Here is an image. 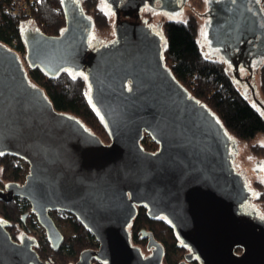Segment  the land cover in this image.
<instances>
[{"label":"water","instance_id":"95a60500","mask_svg":"<svg viewBox=\"0 0 264 264\" xmlns=\"http://www.w3.org/2000/svg\"><path fill=\"white\" fill-rule=\"evenodd\" d=\"M69 1L60 0L65 24L59 35L47 36L30 22L21 26L26 60L48 77L86 66L88 96L109 141L56 110L16 53L0 43V153L28 166L22 183L0 188V201L24 199L54 251L62 233L52 211L83 223L98 247L81 252L74 264H162L163 245L151 231H140L147 256L129 240L127 227L140 204L150 220L165 217L189 249L178 264L195 258L200 264H264V218L250 222L238 210L249 197L250 180L264 182V160L251 156L175 78L141 28L120 24L115 45L103 44L85 58L94 21L81 6L69 14ZM248 1L210 0L199 40L226 54L246 50L248 39L259 34L264 54V27ZM254 10L262 14L259 0ZM145 134L156 151L143 148ZM221 134L236 145L234 159L226 153L228 169ZM232 167L237 174L228 171ZM19 238L13 240L0 221V264H55L39 257L33 237L21 232Z\"/></svg>","mask_w":264,"mask_h":264},{"label":"trees","instance_id":"16d2710c","mask_svg":"<svg viewBox=\"0 0 264 264\" xmlns=\"http://www.w3.org/2000/svg\"><path fill=\"white\" fill-rule=\"evenodd\" d=\"M259 1L264 10V0ZM82 3L85 13L91 14L95 28L108 27L107 16L97 7L96 0H83ZM29 5V14L25 19L4 15L0 24L1 41L7 42L12 37H17L21 42L19 28L21 22H30L47 36L60 34L65 24L60 0H30ZM164 31L167 40V46L162 54L165 65L191 95L216 115L220 125L226 128L229 135L237 140L249 141L258 133H264V110L254 105L238 89L222 62L209 59L200 51L196 41L195 17L190 15L184 21H167L164 24ZM28 71L31 79L45 90L56 110L79 118L103 143H108L109 138L103 120L97 116L88 96L89 85L84 72L87 71L86 66L84 71L80 72L65 69L55 77H48L38 67L29 68ZM257 74L259 95L264 102V63ZM147 137L145 134L141 141L143 148L150 152L156 151L157 143L153 140L147 142ZM250 150L254 155L264 156V145H250ZM27 168V164L21 158L6 152L0 153V187L9 183H22ZM256 200L261 203V209L264 211V190L260 191ZM23 209L29 214H26L24 221ZM146 211L147 207L140 204L131 225L127 227L132 245L146 244V241L140 238V231L142 229L151 231L154 238L163 245L162 264H178L189 249L181 244L173 226L165 217L150 220ZM51 213L56 214L58 223L66 226L71 234L62 233V242L57 251L51 248L46 233L39 240L34 238V249L42 260L55 264H74L81 252L97 249L98 246L88 229L73 215L64 211ZM0 221L6 226L12 239L16 240L20 227L27 228L33 224V214L25 200L21 207L20 198L14 197L10 202L0 201ZM92 262L105 264L96 260Z\"/></svg>","mask_w":264,"mask_h":264},{"label":"flooded vegetation","instance_id":"af4514ba","mask_svg":"<svg viewBox=\"0 0 264 264\" xmlns=\"http://www.w3.org/2000/svg\"><path fill=\"white\" fill-rule=\"evenodd\" d=\"M103 4V8L108 14L111 15L112 20V37L106 40H99L92 38V32L89 35L87 43L89 48L87 50L85 58L93 57L101 48L103 44H116L115 28L120 24H125L126 26H136L141 28L143 37L152 42L157 48L161 49L162 52L167 46L166 35L164 31V24L167 21H181L175 19L180 16L184 11L188 10L193 5L191 0H99ZM206 9L203 13L199 15L203 18V29L206 21L208 20L209 6L208 2L210 0H204ZM257 0L248 1V9L253 11L257 15V21L264 27V10L262 8V14L255 12ZM69 5L70 14L73 9H77L79 6L83 8L82 0H70L67 4ZM193 7V6H192ZM67 9V8H66ZM190 15L194 13L189 11ZM188 14V15H189ZM264 37V35H263ZM94 43H97L94 45ZM259 34L255 37L249 38L246 50L231 49L228 53H222L218 49H209L207 46V51L209 52V59L222 62L230 74L234 83L240 88L244 94H248L251 100L259 108V104H264L263 100L260 98L258 85L256 83V78L258 77V70L260 66L264 63V54H260L259 50ZM207 45V43H206ZM162 60L164 62V56L162 55ZM165 63V62H164ZM221 144L224 151L226 166L228 169L227 154L230 153L231 157L234 159V154L236 152V145L232 139L229 137H224L220 135ZM230 165H234V161H230ZM230 173H236V170L232 167L228 170ZM245 187V186H244ZM246 192L249 195L247 200H244L239 204L238 210L243 215L247 221L259 222L264 215H261L259 208L253 203L256 199L255 191L253 188L245 187ZM264 222V221H263ZM189 252V251H188ZM187 252V253H188ZM239 253L241 252L238 251ZM150 254V251H148ZM145 256H147L145 254ZM194 261H196L194 263ZM191 264H200L195 258L192 260Z\"/></svg>","mask_w":264,"mask_h":264},{"label":"rangeland","instance_id":"374dc122","mask_svg":"<svg viewBox=\"0 0 264 264\" xmlns=\"http://www.w3.org/2000/svg\"><path fill=\"white\" fill-rule=\"evenodd\" d=\"M96 1H97V7L99 9H101L107 16L108 27H106L104 29H97L94 26V29L92 30V35L94 37L98 38V39L106 40V39H109V38L112 37L111 15L106 12V10L103 8V4L99 0H96ZM82 2H83V0H82ZM191 2H193V5L191 4V7L193 6L192 8L194 10H196L197 12H204V10L206 9V5H205V1L204 0H191ZM82 5H83V3H82ZM191 7L188 10L184 11L180 16L176 17L175 19L184 21L185 19L188 18V16H190L189 11L190 12L192 11L194 13V15H195L194 17H195V19L197 21L196 41H197L198 47H199L200 51L202 52V54L205 57H208L207 51H205V47L207 46L206 42L204 40H199L200 37H201L204 20H203V18L199 17L197 12L193 11ZM89 16H91L90 13H89ZM26 67L29 70V67L27 66V64H26ZM256 83H257V85H259L258 77L256 78ZM238 89H240V88L238 87ZM246 97L249 98L250 101L254 104V102L251 100V98L248 95H246ZM254 105H256V104H254ZM151 140H152L151 137L148 135V137L146 138V141L150 142ZM234 140L237 143H240L247 150V152L251 156H253L255 159L264 160V156L254 155L251 152V150H250V145H253V144L264 145V133H258L255 137H253L249 141H241V140H237V139H234ZM250 186L252 188H254V191L257 194L255 196L256 198L259 196L260 191L264 190V182L261 179H259V178L251 179L250 180ZM0 188H3V187H0ZM25 203H27V202L25 201ZM253 203H254V205L256 207H258L260 209L261 215H264V211H262V209H261V203L259 201H257L256 199L253 200ZM20 205H21V207L24 205V199L20 198ZM24 212L26 213V210L23 209V213ZM27 215H29V214H27ZM50 216L55 221V223H56L57 227L59 228V230L61 231V233L66 234V235H70L71 234L69 229L66 226L60 225L58 223L57 218H56V214L50 213ZM21 232H23L26 236L35 238L36 240H39L40 238L45 236V230L38 223V221H37V219H36V217L34 215H33V224L28 225L27 228H24V227L21 228L20 227L19 230H18V233H17V239L15 241H20L19 235L21 234ZM136 246L140 249V251L142 252V254L144 256H145V254L149 255L148 251L146 250L145 244L144 245L143 244H136ZM182 260H184V257L180 259V261H182Z\"/></svg>","mask_w":264,"mask_h":264},{"label":"built area","instance_id":"2783aa9c","mask_svg":"<svg viewBox=\"0 0 264 264\" xmlns=\"http://www.w3.org/2000/svg\"><path fill=\"white\" fill-rule=\"evenodd\" d=\"M29 1L30 0H0V24L2 23L4 15L18 18V19H25L28 17L29 14ZM24 23L21 22L19 24V28L21 26H24ZM3 45H5L7 48L11 49L13 52L16 53L18 58L20 59L22 65L26 70V64L28 66L27 60H26V49L23 45V42H20V39L17 37H12L9 41H1ZM29 67V66H28Z\"/></svg>","mask_w":264,"mask_h":264}]
</instances>
